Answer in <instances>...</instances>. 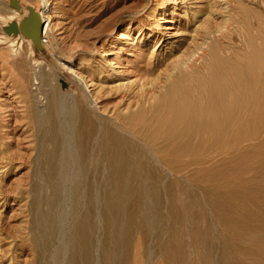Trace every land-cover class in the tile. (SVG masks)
Listing matches in <instances>:
<instances>
[{"label": "bare ground", "instance_id": "1", "mask_svg": "<svg viewBox=\"0 0 264 264\" xmlns=\"http://www.w3.org/2000/svg\"><path fill=\"white\" fill-rule=\"evenodd\" d=\"M40 1L42 7L34 10L43 23L38 39L28 33L0 34V46L19 76L16 91L31 112V117L24 116V130H32L35 140L33 147L11 140L13 145L3 150L5 157L1 149L0 183H6L5 176L19 164L34 163L29 179L23 177L28 187L20 185L16 191L18 197L31 194V236H19L33 245L32 264H126L125 238L131 236L134 222L143 223L150 234L149 260L158 245L178 261L177 200L181 190L210 181V142L239 141L249 134V124L264 123L263 43L258 45L261 51L256 36L255 44L244 28L246 33L238 31L244 38L238 44L232 33L240 28L230 26L233 16L223 15L214 27L212 17L207 18L210 22L200 19L201 9H193L186 22L190 34L169 50L140 59L139 81L121 83L117 95L109 89L111 96L101 104L99 94L89 89L92 74L88 81L71 72L54 78L38 61L35 46L48 43L50 28L48 0ZM171 1L156 8L166 12ZM227 2L222 0V11ZM3 3L0 0V9H5L0 10V22L5 27L19 22V14L31 15L32 6L21 1L19 9ZM47 50L54 54L51 46ZM114 74L96 75L100 87L114 82ZM64 78L72 85L62 89L59 80Z\"/></svg>", "mask_w": 264, "mask_h": 264}, {"label": "rangeland", "instance_id": "2", "mask_svg": "<svg viewBox=\"0 0 264 264\" xmlns=\"http://www.w3.org/2000/svg\"><path fill=\"white\" fill-rule=\"evenodd\" d=\"M1 1L7 2L3 6H14L15 9L21 8L19 1L23 6H32L33 10L42 7L40 0H12L13 5L9 4L10 0ZM220 1L172 0L169 4L171 9L162 12L156 7L167 4L168 0H48L50 28L46 38L54 54L49 53L47 44L37 43L35 55L54 78L57 75L59 78L69 77L75 73L88 81L91 78L89 74H92L96 79L93 77V82H89V89L99 94L103 104V99L109 94L111 96V90L112 94H119L118 91L123 88L119 87L121 83L135 84L139 81L137 65L140 59L145 56L149 58L150 52L169 50L171 45L174 46L190 34L186 22L193 14V9H201L197 13L200 19L212 17L209 19H213L214 27L223 21V15L233 16L230 17L233 18L231 27L241 29L244 26L232 33L236 42L241 44L244 39L239 38L238 31H247L245 33L250 34L253 40L254 36H259L255 37L258 39L257 47L261 50L263 43L264 49V0H230L225 4H229L226 11H222ZM210 5L214 9L211 10ZM0 10L5 12V9ZM28 14H19L15 19H28ZM0 24V34L15 36L23 33L22 36L27 37V33L21 30L9 33L7 26L11 23L6 27ZM1 46L0 142L3 140L7 144H0V153L2 149L4 156L0 155L5 157L7 154L4 151L13 145V142L9 143L11 140L19 139L22 145L32 144L31 147L35 146V140L32 130H24L23 124L27 122L24 116L31 117V112L27 100L15 88V82L19 79L16 66ZM23 48L26 51V42ZM111 72L116 73L113 77L115 81L106 82L101 88L97 77ZM69 85L72 84L66 78L59 80L62 89ZM104 89H108V94H104ZM260 109H264V106ZM247 127L249 134L239 141L210 142V181L204 187L180 191L177 200L178 238L181 242V249L176 254L178 261H173L171 254L162 252L158 245L149 260L150 234L144 231L143 223L134 222L131 236L125 238L129 242V248L122 255L126 264H264V123L256 122ZM28 134H31L30 140L25 138ZM16 146L13 150L18 151ZM228 146L234 149L228 151ZM31 152L35 155V149H31ZM32 166L34 163L19 164L15 172L5 176L6 183L9 182L11 186L0 183V264H32L35 256L32 243L19 236L27 232L31 236V194L25 193L20 197L16 194L20 185L22 189L28 187L22 181H25L24 176L29 179ZM25 167L29 168L28 171ZM18 180L20 183H17ZM4 195L6 199L2 197ZM164 210L166 208L163 207Z\"/></svg>", "mask_w": 264, "mask_h": 264}, {"label": "water", "instance_id": "3", "mask_svg": "<svg viewBox=\"0 0 264 264\" xmlns=\"http://www.w3.org/2000/svg\"><path fill=\"white\" fill-rule=\"evenodd\" d=\"M7 31L10 33L12 30H21L28 33L32 38L38 39L40 37L41 30L43 28V23L40 20L38 13L31 9V15L28 19L22 20L19 24L12 22L7 26Z\"/></svg>", "mask_w": 264, "mask_h": 264}]
</instances>
